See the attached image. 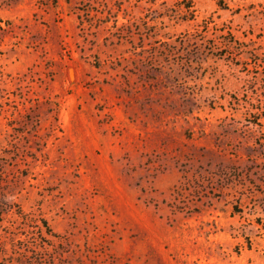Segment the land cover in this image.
<instances>
[{"label":"rangeland","instance_id":"obj_1","mask_svg":"<svg viewBox=\"0 0 264 264\" xmlns=\"http://www.w3.org/2000/svg\"><path fill=\"white\" fill-rule=\"evenodd\" d=\"M182 2L0 0V264H264V0Z\"/></svg>","mask_w":264,"mask_h":264},{"label":"trees","instance_id":"obj_2","mask_svg":"<svg viewBox=\"0 0 264 264\" xmlns=\"http://www.w3.org/2000/svg\"><path fill=\"white\" fill-rule=\"evenodd\" d=\"M193 2H192V0H184V2H182V3H180V10H181V13L183 14L182 16H184V18H185V20H188V19H186V15L187 14H192L193 13V10H192V8H193ZM125 28L126 29H132V25H125ZM0 206H1V204H0Z\"/></svg>","mask_w":264,"mask_h":264}]
</instances>
